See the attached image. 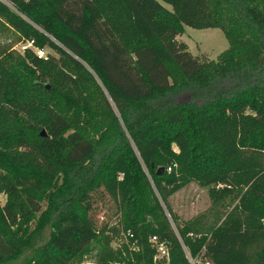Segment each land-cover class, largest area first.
Listing matches in <instances>:
<instances>
[{
	"label": "trees",
	"instance_id": "obj_1",
	"mask_svg": "<svg viewBox=\"0 0 264 264\" xmlns=\"http://www.w3.org/2000/svg\"><path fill=\"white\" fill-rule=\"evenodd\" d=\"M2 25L30 46L0 45V264H123L107 203L138 264H264V0H0ZM190 182L211 205L182 221Z\"/></svg>",
	"mask_w": 264,
	"mask_h": 264
},
{
	"label": "rangeland",
	"instance_id": "obj_2",
	"mask_svg": "<svg viewBox=\"0 0 264 264\" xmlns=\"http://www.w3.org/2000/svg\"><path fill=\"white\" fill-rule=\"evenodd\" d=\"M163 5L169 7L165 3ZM178 39L187 44L188 50L192 55L204 54L212 60H216L218 54L228 47V41L219 28L195 29L183 26ZM0 45H6L19 53L23 51L25 46H30L28 42L19 38L17 33L3 25L0 27ZM44 50L50 54H54L50 49L45 48ZM217 187L221 188L222 186ZM3 201L4 195H0V203H3ZM169 203L180 220L185 221L207 212L210 208L211 200L207 195L206 188L200 187L195 182H190L175 191L169 197ZM112 212L109 203L105 206H98L95 211V218L98 224H107L108 226L107 230L100 234V240L107 242L112 250L120 251V256L124 261L123 264H138L135 257L137 249L134 244L128 243L127 233L122 230L117 217ZM113 226L117 227L115 232L111 230ZM100 240L93 243L94 249L100 248ZM158 257L160 256L156 254L152 258V262L154 263L155 259L157 261ZM187 257L189 264L199 263V259L192 260L189 256ZM23 258L24 256L11 260L6 264H21ZM83 261L86 264H93L92 257H85Z\"/></svg>",
	"mask_w": 264,
	"mask_h": 264
},
{
	"label": "built area",
	"instance_id": "obj_3",
	"mask_svg": "<svg viewBox=\"0 0 264 264\" xmlns=\"http://www.w3.org/2000/svg\"><path fill=\"white\" fill-rule=\"evenodd\" d=\"M36 53L38 57H41L44 55L43 50H40V49H38ZM150 241L154 243L156 247L157 255H159L160 257L167 255L164 245L162 243H157V239L155 236L150 237Z\"/></svg>",
	"mask_w": 264,
	"mask_h": 264
},
{
	"label": "water",
	"instance_id": "obj_4",
	"mask_svg": "<svg viewBox=\"0 0 264 264\" xmlns=\"http://www.w3.org/2000/svg\"><path fill=\"white\" fill-rule=\"evenodd\" d=\"M45 86H46V87H48V85H45ZM43 133H44V132H43V131H41V134H42V135H43ZM161 169H162V168H160L159 170H161ZM159 170H158V171H159Z\"/></svg>",
	"mask_w": 264,
	"mask_h": 264
}]
</instances>
